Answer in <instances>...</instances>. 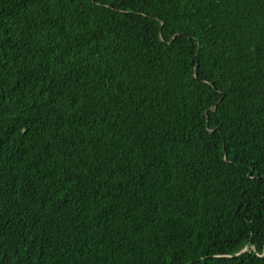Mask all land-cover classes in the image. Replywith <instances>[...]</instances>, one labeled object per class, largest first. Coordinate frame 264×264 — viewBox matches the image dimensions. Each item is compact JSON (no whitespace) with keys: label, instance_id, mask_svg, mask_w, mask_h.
Here are the masks:
<instances>
[{"label":"trees","instance_id":"1","mask_svg":"<svg viewBox=\"0 0 264 264\" xmlns=\"http://www.w3.org/2000/svg\"><path fill=\"white\" fill-rule=\"evenodd\" d=\"M0 264H264V0H0Z\"/></svg>","mask_w":264,"mask_h":264}]
</instances>
